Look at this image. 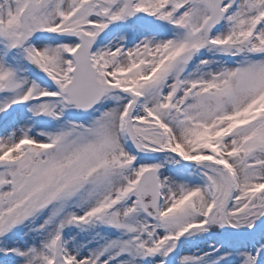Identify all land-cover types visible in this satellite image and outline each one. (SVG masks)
I'll list each match as a JSON object with an SVG mask.
<instances>
[{"label":"snow or ice","instance_id":"snow-or-ice-1","mask_svg":"<svg viewBox=\"0 0 264 264\" xmlns=\"http://www.w3.org/2000/svg\"><path fill=\"white\" fill-rule=\"evenodd\" d=\"M0 264H264V0H0Z\"/></svg>","mask_w":264,"mask_h":264}]
</instances>
